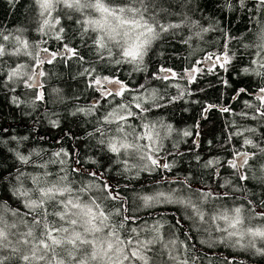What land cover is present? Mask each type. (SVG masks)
<instances>
[{
  "label": "trees",
  "instance_id": "16d2710c",
  "mask_svg": "<svg viewBox=\"0 0 264 264\" xmlns=\"http://www.w3.org/2000/svg\"><path fill=\"white\" fill-rule=\"evenodd\" d=\"M106 2L112 6L146 8L145 18L181 26L153 42L141 66L143 70L137 71L131 64L114 63L115 59H122L116 43L108 42L112 58L104 50L101 59V50L94 43L98 36L90 30L85 32L88 26H82L86 14L92 11L80 13L58 6L53 17L59 18L60 24L55 28L45 27L42 32L46 17L40 15L36 0H0V33L10 36L9 40L0 37V44L6 49V54L0 57V202H6L9 208L24 210L13 195L18 169L25 173L24 186L30 189L33 187L31 175L47 171L53 174L49 179H56L65 175L61 171L64 168L72 187L91 185L84 196L86 200L106 197L107 193L102 191L104 183H110L118 191L122 202L110 199L98 202L106 210L120 209L121 215L112 217L117 227L124 216L137 218L135 223L128 222L119 230L122 239L148 241L163 235L165 241H175L167 248L161 243L149 245L146 255L151 259L148 264H177L170 254L187 260L188 264H264V256L254 258L246 256L250 254L247 253L238 258L233 256L235 250L222 245L208 247L210 225L204 228L197 223L194 225L189 218L193 216L191 208L175 204L145 208L141 199L159 189L168 191L181 187L186 191L185 197L200 196V200L192 201L206 213L210 201L227 200L235 206L243 205L248 215L264 211V172L260 171V161L264 157L259 155L257 148L244 144L248 138L253 144L264 147V135H261L264 117L251 118L260 106L257 92L264 88V77L253 69L264 70L253 63L260 59L256 55L258 49L245 47L253 44L256 31L264 25V12L257 8L256 0H246L245 7L240 6L239 0H144L143 6L136 0ZM61 27L64 28L60 34L63 39L58 40L55 36ZM16 36L28 42L27 52L31 55L25 54L21 44L12 38ZM64 44L75 47L82 59L57 56L51 63L37 66V58L46 55L42 49L56 53ZM18 47L21 51L15 54ZM224 53L231 57L228 64L217 61L214 70L203 68V61H207L209 55L216 58ZM21 65L24 67L20 68L19 78L9 80L11 70ZM38 67L44 73L39 78V87H27ZM162 67L179 75L169 80L154 79ZM193 67L199 71L190 81L183 72ZM245 68L249 72L246 73ZM85 69H94L93 76H117L130 89L145 85L139 93L125 94L130 105L135 103L133 95L148 96L155 91L164 98L159 103L166 106L153 108L146 115L150 121L171 125L170 132L167 127L160 129L165 138L159 154L163 162L172 165L170 170L141 171L145 161L124 157L130 165H136L132 171H125L124 163L98 142L97 118H102L122 98H99L89 86L91 77ZM41 94L42 99H38ZM222 108L229 111L223 112ZM80 109L93 111L85 115ZM132 123L138 125L140 121ZM250 128L256 132L246 131ZM185 132L189 135H184ZM57 152L68 155L57 157ZM239 152H257L254 160H250L252 169H243L248 176L246 181H240L237 171L227 164ZM17 153L29 156L30 163L22 164ZM32 162L47 164V168L36 167ZM92 172L97 173V177H93ZM204 193L214 196L204 202ZM253 221L258 226L264 223L259 219ZM133 228L137 231L133 232ZM155 229H159V233ZM126 264L143 262L135 260Z\"/></svg>",
  "mask_w": 264,
  "mask_h": 264
},
{
  "label": "snow or ice",
  "instance_id": "6c2138e0",
  "mask_svg": "<svg viewBox=\"0 0 264 264\" xmlns=\"http://www.w3.org/2000/svg\"><path fill=\"white\" fill-rule=\"evenodd\" d=\"M39 5L41 16L46 18L43 21L41 31L45 27L55 28L60 24V19L53 17V12L60 6L64 9L83 13L85 10L94 11L99 14V18H90L83 21L84 28L87 32L89 29L103 33L102 36L94 40L95 46L101 50L100 56L103 59V51L106 50L109 58H112V51L108 47V42H115L120 51L118 55L122 59H115L116 65L128 63L134 66V70H143L142 65L145 57L148 55L153 42L162 38L164 33L171 29L179 28V24H162L159 20L145 18L146 8L143 10L135 7L112 6L106 0H36ZM142 6L144 0H136ZM240 6L245 7L246 0H239ZM257 8L264 12V0H256ZM208 31V29H204ZM64 28L57 30L55 38L62 40L61 33ZM3 40H9V35L0 33ZM17 43L21 44L27 52L29 44L20 37H12ZM255 47L258 49L256 55L259 60L253 61L258 69L264 70V25L260 26L255 33V39L252 45L245 47ZM21 48L15 49V54H19ZM46 54L43 58H37V66L48 62L51 63L57 56L62 58L82 59L79 51L68 44H64L63 49L56 53H50L47 48L42 49ZM6 54L3 44H0V57ZM209 61L213 56L207 57ZM216 61L228 64L231 57L227 53L223 56H217ZM23 65L12 69L9 73V80L20 75V68ZM199 71L196 67L187 70L189 80L195 79L191 73ZM244 71L249 72L248 68ZM257 75L264 77V71L253 69ZM93 70L85 69V73L91 77L90 87L100 91L101 98L107 100L109 97L115 99L121 97L119 104L115 105L102 118H97L98 126L95 132L98 134V142L103 145L109 153L121 160L125 165V171H132L135 164L130 165L129 159L138 158L145 161L140 168L141 171H152L153 169H168L172 165L163 162L159 155L163 148L162 140L165 138L160 131L161 128L167 127L171 131V125H163L162 122H153L146 115L153 108L166 106L159 103L163 100L153 91L148 96L133 95L134 104L126 102L125 94L139 93L140 89H145V85H140L138 89H130L128 85L117 76H99L92 75ZM164 75H156L154 79L169 80L175 79L179 74L171 69L161 68ZM170 73V75H169ZM43 76V72L36 73ZM27 87H35L36 83L26 84ZM243 91V90H241ZM183 95V93H181ZM42 99V94L37 97ZM257 98L260 100V106L257 107L256 113L252 119L257 116L264 117V88L260 89ZM251 107V105H249ZM96 105H93V109ZM211 107V106H210ZM93 109H80L85 115L92 114ZM207 110V109H206ZM221 111L228 112V108H222ZM242 115L247 116V113ZM139 120L137 125L132 121ZM107 125V127H105ZM114 125V127H113ZM249 132H256V129H246ZM184 135H189L185 132ZM261 135H264L262 133ZM245 145H252L258 149L261 157H264V147L260 144H253L251 139L245 138ZM179 154V153H177ZM57 157L67 156V152L55 153ZM257 152H239L236 159L229 162V166L237 171L240 181L248 180V176L243 169L246 167L251 170L253 165L250 160H254ZM19 161L28 165L31 161L29 156L17 153ZM35 165V162H32ZM63 164V159L60 160ZM212 162L210 161L209 164ZM260 171L264 172V160L260 161ZM36 167L47 168V164L35 165ZM65 175L58 176L56 179H49L50 172L45 171L42 175H31L32 188L24 186L25 173L17 170L18 175L15 177L17 185L13 186V195L20 201L23 211L19 208H9L6 202H0V264H126L135 260H140L143 264H148L151 257L146 255L149 251V245L161 243L167 248L169 244H175L174 240L165 241L163 235H157L152 240L140 241L133 239H122L119 230L125 228L128 222L135 223L136 217L124 216L119 222L118 227L112 223V217L121 215L120 209L115 211L106 210V207L98 201L110 199L122 202V197L110 183H104L102 191L107 193L106 197H88L91 185H83L80 188L72 187L67 170L62 168ZM79 171V169H73ZM97 177V173H90ZM5 179H8L5 177ZM83 194V196L81 195ZM227 196L228 193H224ZM214 194L204 193V202H208ZM219 199L220 197H216ZM145 208H154L163 204H181L193 210L194 225L199 224L214 225V231L222 233L221 242L228 241L233 246L238 245L241 249L256 248V241L259 239L264 242V223L260 226H252L253 219L264 221V211H257L253 215H246L245 208L241 206L227 207L216 205L206 211L202 210L197 204L185 197L182 189H169L168 191H157L152 195H143L141 197ZM249 203H253L249 201ZM10 213L15 217L12 223L6 219V214ZM21 225L23 229H21ZM162 227V225H161ZM15 229L16 231H13ZM199 230V229H198ZM206 231L209 229H205ZM133 232L137 230L132 229ZM159 233V229H155ZM247 243H243L245 238ZM14 238V239H13ZM260 255H264V248H256ZM170 258L177 261V264H188L187 260H179L178 257Z\"/></svg>",
  "mask_w": 264,
  "mask_h": 264
},
{
  "label": "rangeland",
  "instance_id": "374dc122",
  "mask_svg": "<svg viewBox=\"0 0 264 264\" xmlns=\"http://www.w3.org/2000/svg\"><path fill=\"white\" fill-rule=\"evenodd\" d=\"M93 13H94V11H92L91 13H89V14H86L87 16H86V18L84 19V21L86 20V19H90V18H99V14L98 13H96L95 15H93ZM92 33H94L95 35H97L98 37H100V36H102L103 35V33H101V32H98V31H92L91 29H89ZM112 43H115V42H112ZM214 59L215 58H213V60L212 61H203V64H205V66H203V68H205V69H207L208 68V66L212 63V62H214V63H216L217 64V61L215 62L214 61ZM24 69H26V68H24ZM24 69H22V72H21V74H23L24 72ZM208 70V69H207ZM40 72H41V70H40ZM35 74H36V72H34V74H32L31 75V77L29 78V84H32V83H34L35 82ZM20 76V75H19ZM193 76H194V74H193ZM16 78H19V77H16ZM39 78H40V76L38 77V80H37V82H38V84H39ZM189 79V77H187V80ZM39 87V86H38ZM93 88V87H92ZM94 90L96 91V94H97V96L99 97V95H98V93H100V91H98V90H96L95 88H94ZM98 92V93H97ZM99 98H101V97H99ZM236 154H234V156H235ZM234 156H233V158L231 159V160H229V162L230 161H233L234 160ZM229 162L227 163L228 165H229ZM174 189H182L181 187H174ZM162 189H159V190H157V191H161ZM183 190V194H184V196H186V191L184 190V189H182ZM156 191V192H157ZM188 198H190L191 200H194V201H198V200H200V196H197V195H188L187 196ZM212 198V197H211ZM210 198V199H211ZM175 205H177V206H182L181 204H175ZM216 205H224V206H227V207H233V206H235V205H232L231 203H230V200H227L226 202H215V201H210V203H209V207H210V209L212 208V207H214V206H216ZM238 206H240V205H238ZM205 209H207L206 208V206L204 207ZM190 209V208H189ZM202 209V208H201ZM245 214L246 215H248L246 212H245ZM6 219L8 220V222L9 223H12L13 221H14V219H15V217H13L10 213H7L6 214ZM197 223V226L198 227H202V228H204V227H208V224H199V222L197 221L196 222ZM252 226H258V225H256V223L252 220ZM214 225H212V226H210L209 228L211 229V231H210V238H209V240H208V243H207V246L208 247H211V248H216V246H218V247H220V245H222V246H224L225 248H227V249H230L231 251L232 250H235V251H232V252H234V254H233V256H237L238 258H240V254H242V255H245V254H247V253H250V254H248V255H246V256H252V257H254V258H258V257H261V256H264V255H260V254H258V252L256 251V248H264V242H262V241H260L259 239H257V241H256V248H246V249H241L238 245H235V246H233L232 244H230L228 241H225V242H221V240H220V237L223 235L222 233H218V232H215L214 231V227H213ZM21 229H23V226L21 225ZM13 231H16L15 229H13ZM14 239V238H13ZM248 239H250V238H248V237H246L245 238V241H243V243H247V240ZM243 257V256H242Z\"/></svg>",
  "mask_w": 264,
  "mask_h": 264
},
{
  "label": "water",
  "instance_id": "95a60500",
  "mask_svg": "<svg viewBox=\"0 0 264 264\" xmlns=\"http://www.w3.org/2000/svg\"><path fill=\"white\" fill-rule=\"evenodd\" d=\"M44 56H42L41 58H43ZM214 61L216 62V59H214ZM203 66H205V64H203ZM40 72V67H38L37 68V70H36V73H39ZM193 74L194 73H191V75L193 76ZM159 75H164V73H159ZM183 75H184V77L187 79V77H189V74H188V72L187 71H184L183 72ZM38 75H36L35 74V83H36V86L35 87H38L39 86V84H38V82H37V80H38ZM258 94H260V91H258L257 92V96H258ZM98 95H99V97H101V93H98ZM236 159V155L234 156V160Z\"/></svg>",
  "mask_w": 264,
  "mask_h": 264
},
{
  "label": "flooded vegetation",
  "instance_id": "af4514ba",
  "mask_svg": "<svg viewBox=\"0 0 264 264\" xmlns=\"http://www.w3.org/2000/svg\"><path fill=\"white\" fill-rule=\"evenodd\" d=\"M216 65H217L216 63L212 62V63L208 66L207 69H209V70H214V68H215ZM97 93H98V92H97Z\"/></svg>",
  "mask_w": 264,
  "mask_h": 264
},
{
  "label": "bare ground",
  "instance_id": "6f19581e",
  "mask_svg": "<svg viewBox=\"0 0 264 264\" xmlns=\"http://www.w3.org/2000/svg\"><path fill=\"white\" fill-rule=\"evenodd\" d=\"M42 56H43V55H42ZM42 56H41V57H42Z\"/></svg>",
  "mask_w": 264,
  "mask_h": 264
}]
</instances>
